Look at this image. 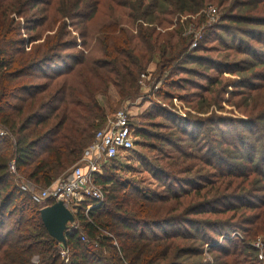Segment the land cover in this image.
Segmentation results:
<instances>
[{
    "label": "trees",
    "instance_id": "1",
    "mask_svg": "<svg viewBox=\"0 0 264 264\" xmlns=\"http://www.w3.org/2000/svg\"><path fill=\"white\" fill-rule=\"evenodd\" d=\"M117 1L127 14L109 31L124 28L110 38L112 44H102L99 56L88 57L76 32L100 0H0V264H31L35 255L37 264H259V250L251 242L264 232V107L253 106L255 111L233 119L216 112V97L203 94L191 103L203 115L181 116L162 105L174 97L184 100L186 94L174 91L196 84L204 75L200 69H209L212 61L200 53L209 49L205 35L190 49L192 32L181 35V28H174L160 40L156 27L171 23L166 15L198 13L209 0ZM210 2L223 12L206 29L225 33V41L231 34L226 44L248 61L225 63L220 72L231 67L244 74L232 86L259 88L264 71L254 68L264 70V59L254 45L263 52L264 0ZM146 70L156 79L166 77L154 92L162 102L151 100L150 110L141 115L154 130L137 126L134 131L129 114L133 138L155 139L158 144L151 148L171 164L179 156L194 162L183 168L184 176L177 174L182 169L149 165L158 191L117 176L113 171L121 169L119 164L104 166L108 172L94 174L103 200L81 203L77 226L66 230L62 245L40 217V209L53 201L35 202L31 190L20 185L49 186L77 163L95 132L106 125L97 94L112 85L121 99L135 98ZM226 83L214 78L205 90L219 85L228 91ZM208 243L212 262L202 255Z\"/></svg>",
    "mask_w": 264,
    "mask_h": 264
},
{
    "label": "rangeland",
    "instance_id": "2",
    "mask_svg": "<svg viewBox=\"0 0 264 264\" xmlns=\"http://www.w3.org/2000/svg\"><path fill=\"white\" fill-rule=\"evenodd\" d=\"M117 2H118L117 0H100V3L97 5V8L95 9V12L92 15L91 19H89L86 22L84 27L80 28L79 32L78 31L76 32V35L78 37L77 39L78 44H86L85 47L86 56L88 57L89 56L95 57L96 55L99 56L101 52L100 48L102 44H106V42L107 44H112L113 42L110 40V38H112V36L117 35L120 32V30L124 28L123 26L118 25L115 31H109L110 29H112L114 22L122 21L127 14L128 9L125 7V5L122 4L120 6L115 5ZM120 2H123V0H121ZM208 2L209 3L205 5L206 7L204 6L203 9L201 8L199 12L195 14H184L179 16L178 13H176L177 15L176 14L166 15V18L171 23L163 22L161 26L156 27V32L162 34L160 40L164 39L166 37L165 34L174 30V28L176 29L181 28L182 30L181 35H187L192 32L194 40L197 37L198 38L200 37L199 39L197 38L198 41H196L197 42L196 46L198 45V42L202 38V36L205 35V40L207 41V43H205V46L209 49L207 51H200V53L204 55H208L212 62L209 64L210 65L209 69H205L203 67L200 69L203 70L204 75L196 80V84L195 83L187 84L185 85L184 88L174 91L176 94L179 95L186 94L183 95L186 98L183 100L174 97L171 101L165 100L163 102L161 101V99H156L157 97L155 96L154 92L155 91L158 92L160 90L166 77L162 76L160 79H156L155 74H152L151 72H148L146 70L144 72L145 73L144 77L140 75L141 80L139 79L140 82L138 81L139 83L138 96H136L135 98L121 99L118 96L117 90L112 85H108L106 93L97 94V98L99 102L105 108L107 121L109 118L113 116L116 110L120 108H126L130 114V125L132 124L131 127L132 129H134V131H136L135 128L137 126H139L140 128L143 127L144 129L152 130L153 129L152 125L149 122L144 121L145 119L141 116L142 114H145V112H148V110H150V106L152 104L151 100H156L158 102L161 101L162 105L164 103L166 106L169 107L172 106L176 110L177 114H180L181 116L186 115L187 113L203 115L204 113H196V111L191 107V103L198 102L199 96L201 94L206 95L208 98L216 97V103H217L215 109L216 112L226 114L233 119L244 117L241 114V112L250 113L252 111H255V109L259 110L260 107H264V83H262L257 89H252L251 85L250 86L239 85V87H234L232 85L237 84L239 77L243 73L240 75V73H237L236 71L235 72L232 71L233 69H231V67L229 69L231 72L230 71L223 73L220 72L222 69H224L225 63H228V65H230V62H237L239 64L241 63L248 64V61L247 59L241 60L243 55L240 52L236 51V47L230 48L228 47V44H226L228 43V40L230 41L231 34L228 35V39H226L225 41L226 38L225 33L222 34L220 33L219 35L220 31H217L216 33H212V31L207 30L210 24H212L213 21L215 22L218 18V15H220L223 12L222 6L218 7L217 4H215L214 2H210V0ZM209 8H214L216 10L215 13H213L212 10L210 11ZM166 9L168 11V8ZM212 14H215L214 20ZM102 30H105V32L103 33ZM46 33H48V31L45 32L44 30V35ZM79 33L82 34L83 40L79 38ZM196 46L192 47L190 44V49L196 48ZM234 46H236V44H234ZM257 47H261V45L255 44L254 48L258 51V56L264 59V53H263L264 49L262 52L261 48L257 49ZM82 48L84 50V45L82 46ZM151 66H154V64L152 63ZM262 69L263 66L258 65L254 68V71L263 72L264 70ZM249 72L251 71L248 70L246 74H248ZM84 73L85 72L83 70L81 74ZM253 76L254 75H251L250 77ZM214 78H218L224 82H227L226 84L229 85L227 89L228 91H222L223 89L221 88V86L214 85L211 87L212 89H214V91L206 92L205 89L209 87L208 85L209 82H211L212 79ZM257 82L258 80L251 84H254L255 86ZM221 96H223L224 101H221L219 99ZM219 104L222 105L223 108L218 107L219 108L218 109L217 106ZM245 106H247L248 109L246 111H243ZM253 106H256L257 108L252 109ZM151 120L157 121L159 120V117H156V119H151ZM149 124L151 125V127H149ZM155 132H159V131H155ZM133 140L134 141H133L132 149L127 151L126 153L119 152L118 159L112 161L111 159L103 156L100 159V161H98V166H97L98 174L102 175L108 172L105 170L104 166L107 167L112 164H119L121 169H115L116 171H113L116 172L115 174L117 176H120L121 178H125L127 180L131 179L133 183L139 186H147L153 191H158L160 190V187L156 185L157 184L156 181L158 180L151 177V174L148 171L149 165L156 166V164H160L165 169H168L170 167L182 169L180 171V174L178 173V171L177 174L178 176H184L186 173L183 172L184 170L183 168L185 167L190 168L191 167L190 165L194 162L193 158L179 156L178 157L179 159L176 160L177 164H173V163L171 164L170 161L172 160L169 161L168 157H164V156L161 157V152L157 151L154 148H151L153 146L152 144H158L155 139H149L143 141L144 139H142L140 136L137 135L135 138H133ZM170 150L171 149L169 148L167 152H169ZM78 162L80 163V160ZM75 164L76 163L67 167L64 173L56 177L55 180L65 178L71 172V169ZM81 164H83V162ZM28 186L30 190L34 192H39L42 189H44V187L43 188L38 187L35 189L34 186L30 185L29 183ZM51 203L53 202H50V204ZM162 212L164 213L165 210H163ZM200 216L206 218V216H213V215L200 214ZM158 230L157 232H160V230L159 231ZM218 230L221 229H217V232ZM232 234L240 236V233H238L237 231H234V233ZM258 242H261V245L257 246ZM251 244L259 250L258 251V260L260 262L259 264H264V232L263 234L257 235V238L253 242H251ZM209 246L210 243L204 246V253H202V255L203 257L205 256L204 257L205 261L212 262V257H211L212 254L211 253L208 254L207 251ZM260 254L261 257H259ZM38 259L39 256L35 255L31 260V264H37Z\"/></svg>",
    "mask_w": 264,
    "mask_h": 264
},
{
    "label": "built area",
    "instance_id": "3",
    "mask_svg": "<svg viewBox=\"0 0 264 264\" xmlns=\"http://www.w3.org/2000/svg\"><path fill=\"white\" fill-rule=\"evenodd\" d=\"M209 10H212L213 13L216 11L214 8H209ZM212 15L214 20L215 14ZM197 38L195 40L193 38L191 41L192 47L196 46V41L200 37ZM141 76L144 77L145 74H141ZM133 141L132 130L129 126V112L126 108H120L108 119L103 128L95 132L92 141L82 152L80 163H76L65 178L53 181L39 192L31 191V198L35 202L47 199L53 202L61 200L67 204L75 217L81 203L90 199L101 202L104 198L102 189L94 180V174L98 172V161L103 156L113 157L119 150L132 147ZM82 162L83 164H81ZM9 167L11 171H14V161L10 163ZM20 188L21 190L30 189L27 183L21 184ZM89 208L90 206H87L84 212L87 213ZM76 226L77 223L74 219V221L68 222L66 230H71ZM82 239L84 238L82 237ZM258 245H261V242H258ZM61 255L65 257L67 250L62 249Z\"/></svg>",
    "mask_w": 264,
    "mask_h": 264
},
{
    "label": "water",
    "instance_id": "4",
    "mask_svg": "<svg viewBox=\"0 0 264 264\" xmlns=\"http://www.w3.org/2000/svg\"><path fill=\"white\" fill-rule=\"evenodd\" d=\"M41 220L50 236L65 245V232L68 222L74 221V215L67 204L57 200L40 209Z\"/></svg>",
    "mask_w": 264,
    "mask_h": 264
}]
</instances>
